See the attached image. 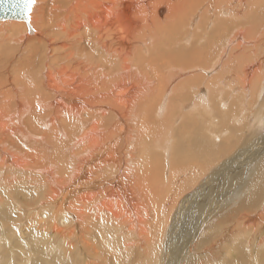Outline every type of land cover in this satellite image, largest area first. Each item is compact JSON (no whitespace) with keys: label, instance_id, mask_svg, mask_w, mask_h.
Segmentation results:
<instances>
[{"label":"bare ground","instance_id":"obj_1","mask_svg":"<svg viewBox=\"0 0 264 264\" xmlns=\"http://www.w3.org/2000/svg\"><path fill=\"white\" fill-rule=\"evenodd\" d=\"M40 1L31 29L0 21V51L11 58L0 65V185L24 174L43 190V216L72 210L69 230L53 225L63 242L85 232V222L106 225L110 213L118 247L130 256L117 248L115 264L143 257L159 264L170 212L186 191L223 157L217 174L259 156L241 141L254 128L246 112L255 108V128L264 121V28H253L264 0ZM18 47L22 60L13 58ZM234 108L246 121L232 114L220 124ZM258 167L228 200L238 205L244 234L262 248L264 157ZM97 170L104 172L94 179ZM105 174L116 180L97 182ZM216 183L210 177L196 195ZM195 200L184 199L179 212ZM173 231L165 242L171 257L180 239ZM257 257L264 264V253Z\"/></svg>","mask_w":264,"mask_h":264},{"label":"rangeland","instance_id":"obj_2","mask_svg":"<svg viewBox=\"0 0 264 264\" xmlns=\"http://www.w3.org/2000/svg\"><path fill=\"white\" fill-rule=\"evenodd\" d=\"M44 1L49 6L53 5L54 2L57 3L56 0H43V1L41 0L40 2L42 3ZM260 8L261 10L259 9L260 11H258L260 22L258 21V24L255 25V27H253L254 29H259L261 27L264 28V6ZM247 19H245L244 22H247ZM255 19L258 20L257 17H255ZM38 27L40 30H42L41 28H43L44 31L45 27H43L42 24H39ZM32 36L33 35H31L30 37ZM0 50L2 49L0 48ZM20 50L21 49L19 47L17 50H14L15 51L13 55L14 59L16 58V60L17 59L22 60L19 57L25 56V55H21L22 52L20 53ZM262 56H264V54ZM7 59H11V58H9V56H7L5 52L0 51L1 67H4L5 64L4 60ZM212 73H210L209 75H211ZM24 74L25 75L27 74L26 70H22L21 73L20 71H16L15 73V75H17L18 78L20 77V75L25 76ZM234 109L236 110L237 108ZM254 109L255 108H252L251 111L246 112L247 115L245 116L247 117L246 120H248L247 121L249 123L248 125H252L254 128L251 129L252 132L251 130H244V133L246 132L247 135L245 139L242 140L241 142L243 143L245 142V140L246 141L249 140L250 144L253 143L252 144L253 147L256 146L257 149V153H255V155L259 154V156L257 155L255 156L256 160L255 159H252L250 161L242 160L241 161L242 164H239L237 166L233 165L231 167L232 169L229 167L230 171L229 169H227L221 172L220 174H217L218 172H220L219 171L220 167H222L224 162H226L229 159V157H227L228 159L226 157H223L222 159H220L221 165L218 163L217 165L220 166L213 168V170L217 168L216 170L218 171L215 170L216 173L212 170L211 172H209L210 174L207 173L205 175L206 177L202 178V180H200V182L196 184L192 188V190L189 189L188 191H186L183 197L180 198V203H182V201L184 199H187L188 197L189 198L191 197L192 199L197 196V200L191 203L192 205L190 206L189 210L185 209L184 211H182V213H180L179 212L180 203H178L177 206L172 210V212H170L171 213L170 220L168 225L166 226V233H165L166 235L164 236L165 238H163L164 242L162 240L163 243H161L160 246L162 255H159L160 256L159 264H163L165 258H166V262H165L166 264H187V263L188 264H192V263L193 264H259L260 260L259 257L257 256H260L262 253H264V247L262 248L258 247L257 245L259 243L258 240L257 242H255L252 239H248L247 234H244L245 232H247V229H245L246 228L245 226L247 225L244 226L242 222L238 221L239 212H234L237 210L235 207L236 206L238 207V205H234V204L233 206L229 205L230 204L229 201L232 202V200L230 199L228 200V198H230L232 195H236L237 197L241 192H243L245 183L249 181V178H251L250 176H253L257 167L260 166L261 158L264 157V143H263L264 121L260 123L261 126L259 125L258 127L255 128L254 125L255 122L253 119V112L255 111ZM235 110L232 113H228L227 118L221 117L220 124H226V123L228 124L232 117V114L233 115L238 114V116L240 115L239 116L240 119L238 118V120L244 123L246 120H241L243 119L242 118L243 115L240 113L241 111L238 109L236 111ZM218 113L219 112H216V115ZM262 115L264 117V114ZM177 124H179V122ZM237 128L240 127L237 126ZM240 134L241 136H243L242 133ZM232 143L235 145L236 141L231 140L230 144ZM255 143H257V145H255ZM250 144H248V146ZM27 145L28 147H30L29 143H27ZM60 146L63 149V145ZM239 146L242 147L241 144ZM239 148L237 147L236 151L234 150V152H237ZM117 152L115 155L116 156L118 155L117 157H119V152L118 153ZM248 157H250L249 154ZM245 162H248L247 164L248 166H246ZM96 172L98 174L96 173L95 176H93V178L96 177V175L98 176L99 174H102L104 171L100 172L99 170H97ZM224 172H227V174ZM17 175H19V173L14 175L15 177H13L14 179L11 181L14 182L13 184H11L10 182L11 184L10 187L9 185H7L6 188H3L2 186L4 185H0V264H113V262L115 264L114 261V259H116L115 257L119 258L120 260L119 256H121V252L123 251L125 252L126 257H130L124 248L122 251V249L120 250L119 249L120 247H118L117 238L115 237V233H116L115 231L116 229L114 227L115 221L112 222L113 216L110 213L107 216V218L109 219V222L107 223L108 225L101 224L99 221L97 222L92 221L87 223L85 222V225L83 226L85 232H83L82 230L81 233L80 232L81 228H80L79 233L76 236L77 238L75 237L76 239L72 238L71 240H65L63 242L59 235L58 236L54 235L53 225L55 224H56L55 226L58 225L62 230L63 229L69 230L70 222L68 221L72 219L71 217L73 214V212H71L72 210L70 212L69 210L63 212L61 211L59 214H56L58 216V217L56 216L57 219L55 216L52 215L53 213L51 212V210H49L43 216V213L40 212L41 211L40 205L42 203L41 201L43 199L44 194H43V190H40L39 187H35V186H39V184H37L38 182L36 183L31 182L33 180L31 178L24 177L25 176L24 174L23 175L20 174V176ZM209 176L214 177L215 181L217 180L216 183L217 185L216 186L214 185L215 187L214 186L211 187V184H209L206 190L202 191L201 196L196 195L200 187L203 185V182H206L210 178ZM112 177L113 176L110 177L107 176V174H105L103 175V177H101L103 180L99 179L100 181L98 180L97 182L101 183L102 181V183L105 182L104 184L106 183L110 184L111 182H114V180H116L113 179L114 177L113 178ZM214 188L215 190H213ZM144 190L146 189L144 188ZM210 194L212 195L214 194L213 196L214 199H212V196L209 197ZM210 200L216 201V202L213 201L214 204L216 203L215 206H211L214 204ZM65 209L67 208H64L63 210ZM33 211L35 213H33ZM3 212L5 215L3 214ZM189 212L192 213L189 215ZM232 213H237L233 215L234 219L231 216ZM62 214L63 216L64 214L66 215L67 220L62 219L63 217ZM7 216L12 218L8 221L6 220ZM153 221H155V219H153ZM67 224L69 225V227ZM241 224L243 227L241 226ZM97 225H98V229H97ZM85 226L88 228V230L87 228H85ZM195 227L196 229L197 227H199V229L196 232H195L196 229H194ZM172 229L175 230L173 231L175 234L177 233L178 230L180 231L178 232L179 234L178 237H180L179 240L181 241L179 242V240H177L179 244H176L177 247H175V251L171 257L170 255L168 256L165 249L167 246L166 245L167 242L170 241L168 240V238L170 236V231ZM103 230L107 233L103 232ZM258 232L260 233V231L256 230V233ZM105 240L107 241V246H105V242H106ZM61 241L65 243L64 245L65 249L62 248ZM262 242L264 243V240ZM162 244L165 245L163 246ZM187 244L189 245L187 246ZM22 247H24V249ZM258 250L261 254L258 252ZM124 252H123V256H124ZM139 259L140 262L138 261L139 263L137 264H143L146 262L144 257Z\"/></svg>","mask_w":264,"mask_h":264},{"label":"water","instance_id":"obj_3","mask_svg":"<svg viewBox=\"0 0 264 264\" xmlns=\"http://www.w3.org/2000/svg\"><path fill=\"white\" fill-rule=\"evenodd\" d=\"M6 20L26 21L30 26V17L27 12H25L24 14H20L18 10H15L14 6L3 4L0 5V21Z\"/></svg>","mask_w":264,"mask_h":264},{"label":"snow or ice","instance_id":"obj_4","mask_svg":"<svg viewBox=\"0 0 264 264\" xmlns=\"http://www.w3.org/2000/svg\"><path fill=\"white\" fill-rule=\"evenodd\" d=\"M36 3V0H0V5L8 4L14 6L15 10H18L20 14L27 12L29 15Z\"/></svg>","mask_w":264,"mask_h":264}]
</instances>
